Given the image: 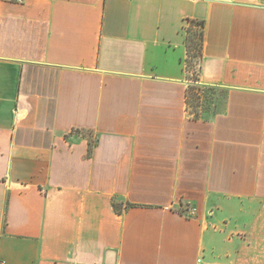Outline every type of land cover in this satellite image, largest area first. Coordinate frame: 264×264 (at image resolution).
<instances>
[{"label":"crops","instance_id":"0c3cea01","mask_svg":"<svg viewBox=\"0 0 264 264\" xmlns=\"http://www.w3.org/2000/svg\"><path fill=\"white\" fill-rule=\"evenodd\" d=\"M0 260L264 264V0H0Z\"/></svg>","mask_w":264,"mask_h":264},{"label":"trees","instance_id":"16d2710c","mask_svg":"<svg viewBox=\"0 0 264 264\" xmlns=\"http://www.w3.org/2000/svg\"><path fill=\"white\" fill-rule=\"evenodd\" d=\"M202 27H203L202 21L191 20V19L186 20V26L184 28L185 45H186L187 58H190V61L186 59L187 65L192 64V62H194L195 59L199 61L201 57V47H202V38H203ZM189 79L192 81V83L191 85H188L186 89V93H185L186 104L195 113V116H199L200 113L196 110V107H201L202 108L201 113H204L205 111H207L209 107H211L212 97L207 98L205 94L203 96H200L199 93H197L196 91L199 88H200L199 90L204 88V89H208V91H211V95H212V89L199 85L196 74ZM202 99L205 101L204 103L201 101ZM74 132L81 133L80 130H75ZM91 147H92V141L89 142L88 154L90 153ZM113 206L117 212L119 213L121 212V208L117 206L115 203L113 204ZM132 206L135 205L131 203L126 204V207H132Z\"/></svg>","mask_w":264,"mask_h":264},{"label":"rangeland","instance_id":"374dc122","mask_svg":"<svg viewBox=\"0 0 264 264\" xmlns=\"http://www.w3.org/2000/svg\"><path fill=\"white\" fill-rule=\"evenodd\" d=\"M188 61H190V58H187ZM197 64L198 61L197 59H195L194 62H192V64L187 65V69H188V77L192 78L193 75L196 74V68H197ZM192 65V66H191ZM200 89V88H199ZM197 90L196 92L199 93L200 96H203L205 94V96H207V98H211V91H208V89H204L202 88L201 90ZM210 100V99H209ZM203 103L205 102L203 99L201 100ZM196 110L201 113L202 112V108L201 107H196Z\"/></svg>","mask_w":264,"mask_h":264},{"label":"built area","instance_id":"2783aa9c","mask_svg":"<svg viewBox=\"0 0 264 264\" xmlns=\"http://www.w3.org/2000/svg\"><path fill=\"white\" fill-rule=\"evenodd\" d=\"M15 1H17V2H23L24 0H15ZM186 210H188V209H186ZM191 210L192 209H190L189 211H191ZM0 264H4V262L0 260Z\"/></svg>","mask_w":264,"mask_h":264}]
</instances>
